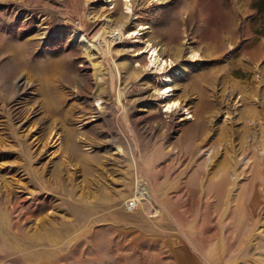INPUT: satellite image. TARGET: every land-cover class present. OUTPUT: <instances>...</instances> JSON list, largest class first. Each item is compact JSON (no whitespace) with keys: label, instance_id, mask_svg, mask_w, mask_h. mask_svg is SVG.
<instances>
[{"label":"rangeland","instance_id":"1","mask_svg":"<svg viewBox=\"0 0 264 264\" xmlns=\"http://www.w3.org/2000/svg\"><path fill=\"white\" fill-rule=\"evenodd\" d=\"M123 6L0 0V264H264V0Z\"/></svg>","mask_w":264,"mask_h":264},{"label":"bare ground","instance_id":"2","mask_svg":"<svg viewBox=\"0 0 264 264\" xmlns=\"http://www.w3.org/2000/svg\"><path fill=\"white\" fill-rule=\"evenodd\" d=\"M123 3H124V6H123V10L122 12L125 13V14H129L131 11V6H130V0H121ZM148 27V25H140L138 28H141V27ZM92 29L95 31V33H97V29L95 28L94 25H92ZM118 29H114L113 32H117ZM141 33V31L139 30H132L130 31L127 35L129 34H139ZM138 52H145L146 53V62H145V65H144V68L146 69H151V70H154L158 73H163L162 75V82L165 83V88L161 89L160 92H162V94L166 97L168 96L169 93L168 90L171 89V86H170V78L168 77V74L164 72L163 70V66L164 65H167V58H162L159 54L160 51H158V47L155 46V45H152L151 42L147 41L145 43V45L143 46L142 49H140ZM116 96H115V100H116V103H120V100H119V93H117ZM96 101V105L98 107H101L102 104L99 102L98 99H94ZM177 101L176 99H169V101H167L165 104V110L166 111H170L172 108H174L176 105H177ZM121 105V104H120ZM190 114L187 115V117H189ZM191 117V116H190ZM134 201V200H132ZM136 205V202L134 201V206ZM133 206V207H134Z\"/></svg>","mask_w":264,"mask_h":264},{"label":"built area","instance_id":"3","mask_svg":"<svg viewBox=\"0 0 264 264\" xmlns=\"http://www.w3.org/2000/svg\"><path fill=\"white\" fill-rule=\"evenodd\" d=\"M127 203H128V208H132L134 206V202L131 199L128 200Z\"/></svg>","mask_w":264,"mask_h":264}]
</instances>
